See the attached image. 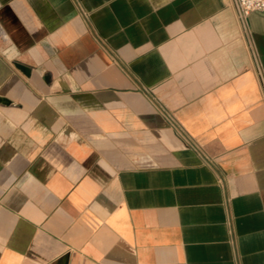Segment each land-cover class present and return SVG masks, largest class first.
I'll return each mask as SVG.
<instances>
[{
    "label": "crops",
    "instance_id": "1",
    "mask_svg": "<svg viewBox=\"0 0 264 264\" xmlns=\"http://www.w3.org/2000/svg\"><path fill=\"white\" fill-rule=\"evenodd\" d=\"M0 96V264H264V12L0 0Z\"/></svg>",
    "mask_w": 264,
    "mask_h": 264
},
{
    "label": "built area",
    "instance_id": "2",
    "mask_svg": "<svg viewBox=\"0 0 264 264\" xmlns=\"http://www.w3.org/2000/svg\"><path fill=\"white\" fill-rule=\"evenodd\" d=\"M234 3L241 20H245L252 12H264V0H234ZM181 135L188 144L192 143L189 136Z\"/></svg>",
    "mask_w": 264,
    "mask_h": 264
},
{
    "label": "water",
    "instance_id": "3",
    "mask_svg": "<svg viewBox=\"0 0 264 264\" xmlns=\"http://www.w3.org/2000/svg\"><path fill=\"white\" fill-rule=\"evenodd\" d=\"M16 66H17L20 70H22L24 73L28 74V71H29L28 68H26L25 66H23V65H21V64H16ZM0 103H2V104H8V103H9V100L6 99V98H4V97H1V96H0Z\"/></svg>",
    "mask_w": 264,
    "mask_h": 264
}]
</instances>
